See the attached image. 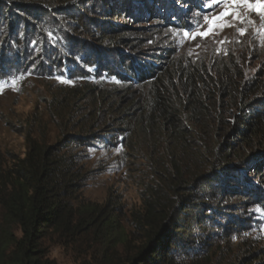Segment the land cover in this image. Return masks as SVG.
Returning a JSON list of instances; mask_svg holds the SVG:
<instances>
[{"label": "trees", "instance_id": "obj_1", "mask_svg": "<svg viewBox=\"0 0 264 264\" xmlns=\"http://www.w3.org/2000/svg\"><path fill=\"white\" fill-rule=\"evenodd\" d=\"M52 1L0 0V54L15 51L11 63L18 65L34 43L26 66L41 74L62 71L72 80L93 74L121 87L96 98L87 95L91 89L62 92L53 114L70 126L64 139L51 145L47 132L30 133L23 158L0 156V264H55L48 245L78 242L88 244L86 254L95 260L102 255L97 264H214L221 238L227 241L218 220L234 217L231 229L239 231L253 206L249 197L264 200V81L237 88L226 79L176 73L171 48H153L148 34L119 22H144L124 10L127 0H102L104 10L86 12ZM42 49L55 53L43 61ZM106 119L126 152L150 151L152 158L166 152L159 179L143 191L141 210L127 217L130 231L116 225L125 213L115 199L104 207L83 199L88 150L108 137L100 134ZM195 214L198 227L212 221L219 235L195 239L187 225ZM249 257L264 263L260 251Z\"/></svg>", "mask_w": 264, "mask_h": 264}, {"label": "rangeland", "instance_id": "obj_2", "mask_svg": "<svg viewBox=\"0 0 264 264\" xmlns=\"http://www.w3.org/2000/svg\"><path fill=\"white\" fill-rule=\"evenodd\" d=\"M38 1L42 6L43 4L49 6L53 2ZM109 1L113 3L111 5L120 3V0ZM127 1L129 3L124 10L128 8L136 16L141 14L140 17H143L144 22L137 23L131 16L127 22L123 19L119 22L148 34L146 41L153 48L155 46L171 48L174 52L172 61L176 73L190 72L216 81L226 79L227 85L234 83L237 88L255 78L264 81V21L255 14L245 13L250 15L255 23L240 24L229 18L232 27H224L214 36L202 38L196 35V38L192 39L193 34L202 32L207 27L201 22L202 14L212 11L202 7L207 0ZM67 2L71 3L68 5H76L78 8L82 5L84 12L102 11L106 7L102 0H67ZM108 8L110 7L107 6ZM156 9L160 13L159 16L155 12ZM168 21H172V24ZM240 28L246 30L244 35L239 34ZM59 29L63 30V27L60 26ZM185 31L189 36L184 35ZM36 47L32 43L29 48L23 49L22 53L26 59L21 60L18 65L11 63V57L17 54L15 51L3 49L5 53L0 54V156L12 153L23 158L27 152V137L30 133L41 137L47 132L51 145L64 139L65 134L71 130L70 126H67L65 121L60 122L61 119L53 114L56 110L55 100L56 98L62 100L61 94H64L62 92L71 90L83 95L91 89L93 91L87 95L96 98L97 95L110 94L114 89L118 90L121 87L116 80L95 77L93 74L76 80H72L71 76H65L62 71H49L48 75L41 74L39 70L26 66L28 58ZM41 53L42 60L48 61L55 52L51 49L50 51L42 49ZM82 69V66L78 68V70ZM87 71L93 73L89 68H86ZM82 104L84 106L85 103ZM102 116L100 123L104 121V112ZM105 121L107 128L105 127L100 134H107L108 137H104L102 143H95L88 150L87 167L91 171V176L83 190V199L102 207L115 199L121 212L125 213L115 217L116 225L120 224L124 230L130 231L132 226L127 217L141 210L143 191L155 185V177L159 179L155 172L163 169L167 159L166 152L162 151L160 157L153 158L150 157V151L140 155L126 152L122 140L117 137L115 139L113 135L116 134L109 132L114 128L112 121L109 123V120ZM254 196L255 194H252L249 197L253 201V206L248 209L245 227H241L239 231L231 229L235 228L230 223L235 220L234 217L218 220L224 228H227L225 234L227 241L221 238L220 245L223 249L213 258L214 264H252L253 257H249L250 251H260L264 254V200L259 202ZM232 200L231 203L243 202L239 198ZM244 203L247 204L248 201ZM197 216L198 214H195L192 221L187 223L191 226L195 239L210 240L215 235H219V229L212 230V221L209 223L211 227L205 224L198 227ZM134 245L137 246L138 242H134ZM48 246L49 258L55 264H97L102 259V255H97L95 260L94 255L86 254L87 243L78 242L75 246L69 247ZM187 247L192 246L188 244ZM114 260V264H118V259Z\"/></svg>", "mask_w": 264, "mask_h": 264}, {"label": "snow or ice", "instance_id": "obj_3", "mask_svg": "<svg viewBox=\"0 0 264 264\" xmlns=\"http://www.w3.org/2000/svg\"><path fill=\"white\" fill-rule=\"evenodd\" d=\"M202 7L212 9V11L202 14L201 22L207 27L204 31L193 34L192 39H195L196 35L202 38L214 36L224 27H232L233 24L229 22V18L240 24L255 23L251 16L245 13L255 14L264 21V0H207ZM245 33L244 28L239 29L240 35ZM184 35L189 36V33L185 31Z\"/></svg>", "mask_w": 264, "mask_h": 264}]
</instances>
